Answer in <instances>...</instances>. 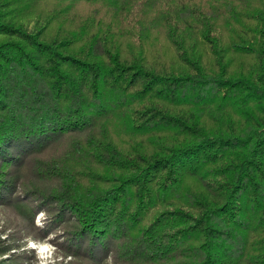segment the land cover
<instances>
[{
  "label": "trees",
  "instance_id": "1",
  "mask_svg": "<svg viewBox=\"0 0 264 264\" xmlns=\"http://www.w3.org/2000/svg\"><path fill=\"white\" fill-rule=\"evenodd\" d=\"M49 1L0 0V204L77 264H264V0Z\"/></svg>",
  "mask_w": 264,
  "mask_h": 264
},
{
  "label": "rangeland",
  "instance_id": "2",
  "mask_svg": "<svg viewBox=\"0 0 264 264\" xmlns=\"http://www.w3.org/2000/svg\"><path fill=\"white\" fill-rule=\"evenodd\" d=\"M51 5L49 0H41L38 7L47 11ZM75 9L86 12L82 5H77ZM160 43L163 47V40L160 39ZM145 48H148L147 45ZM169 53L171 55L172 49ZM14 195L16 200L2 198L6 201L0 204V261L77 264L78 260L67 254L64 248L67 235L64 226L50 216L51 208H38L39 200H29L22 188L18 187Z\"/></svg>",
  "mask_w": 264,
  "mask_h": 264
}]
</instances>
